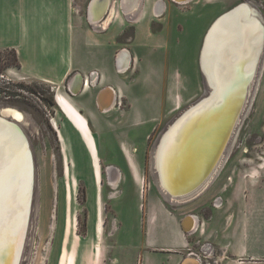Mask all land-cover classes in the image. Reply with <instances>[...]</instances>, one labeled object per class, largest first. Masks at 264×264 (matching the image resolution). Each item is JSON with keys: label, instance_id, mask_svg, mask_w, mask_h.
<instances>
[{"label": "rangeland", "instance_id": "1", "mask_svg": "<svg viewBox=\"0 0 264 264\" xmlns=\"http://www.w3.org/2000/svg\"><path fill=\"white\" fill-rule=\"evenodd\" d=\"M90 1L73 0V6L86 17ZM217 1L190 0L182 5L167 2L168 9L161 17L164 19L150 25V31L163 32L165 40L156 42L145 35L143 40L150 46L138 52L132 47L133 53L144 58L146 69L125 87L126 98H121L116 89L114 109L102 114L100 124L88 122L93 143L79 135L61 112L55 100L57 89L16 75L13 52L0 51V111L10 108L21 115L14 124L24 136L34 180L18 264H167L168 254L149 249L144 240L152 198L182 217L192 214L194 198L207 195L210 189L208 195L217 198L240 194L233 187L241 179L239 169L263 163L264 54L222 160V165L228 160V169L225 167L219 175L222 165L218 168L219 177L212 187L215 173L192 195L168 199L157 185L153 161L170 126L210 92L199 56L212 20L248 3L264 27V0H221L218 11L210 12ZM0 4L8 9L10 0H1ZM118 17L120 20L119 13ZM131 18L132 13L125 15L124 27L117 33L118 43H133ZM109 25L112 29L120 27L118 22ZM49 98L55 106L47 103ZM111 169L119 173L116 188L108 184ZM156 237L161 246L169 236L157 231ZM188 237L195 240V235ZM200 240L201 244L194 246L197 255L192 257L208 264L212 262L206 254L210 247Z\"/></svg>", "mask_w": 264, "mask_h": 264}, {"label": "crops", "instance_id": "2", "mask_svg": "<svg viewBox=\"0 0 264 264\" xmlns=\"http://www.w3.org/2000/svg\"><path fill=\"white\" fill-rule=\"evenodd\" d=\"M93 1L86 5V17L79 14L80 9L76 11L73 0H10L8 9L1 8L0 4V51L16 53L20 65L15 68L16 75L47 83L58 90L55 100L61 112L85 139L92 138L88 122L100 124L102 114L114 109L116 89L121 98H126L125 87L146 69L144 58L133 53L150 46L143 37L148 35L156 42L165 40L164 33L150 31V25L156 19L157 22L164 19L161 17L170 0H125V4L124 0H107L98 19L90 17ZM220 1L210 12L218 11ZM132 8H138L130 23L133 43L124 45L117 42V33L124 27L126 12ZM96 9L93 5V10ZM116 22L120 27L112 29L109 24L116 26ZM132 47H135L133 52ZM85 79L87 88L83 87ZM104 93L110 96L106 104L101 99ZM127 99L131 104V99ZM260 159L263 163L257 166L239 169L241 179L233 187L240 194L217 198L208 195L212 192L210 189L207 195L194 198L192 214L180 217V213L154 203L152 198L144 225L148 248L168 254L167 264H181L185 258L197 255L194 246L200 245L203 239L210 247L206 254L212 262L208 260V264H264V155ZM222 160L213 172L215 176L209 188L224 168L228 169V160L226 165H222ZM189 216L192 228L184 230L182 222ZM193 216H197V222ZM157 231H165L169 236L161 246L157 245ZM189 235H195V240Z\"/></svg>", "mask_w": 264, "mask_h": 264}, {"label": "bare ground", "instance_id": "3", "mask_svg": "<svg viewBox=\"0 0 264 264\" xmlns=\"http://www.w3.org/2000/svg\"><path fill=\"white\" fill-rule=\"evenodd\" d=\"M106 1L94 0L90 6V17L101 18ZM170 1L182 5L190 0ZM125 3L126 1L123 2ZM93 5L97 8L96 11L93 10ZM137 10L138 8H132L126 13L134 15ZM222 14L208 25L199 56L201 71L210 92L207 97L177 118L161 138L154 155V168L160 190L172 198L192 195L203 188L213 175L224 151L230 145L231 135L245 105L249 87L256 78L263 58L264 27L249 4L241 3ZM83 87L87 88V84L84 86L83 83ZM109 98L110 96L104 93L102 104L108 103ZM2 115L0 264H18L34 180L24 136L14 124L21 119V115L10 108L2 110ZM6 117L12 118L11 122ZM219 133L220 135H217ZM216 138L222 140L221 146ZM111 171L108 184L111 188H116L119 173L115 169ZM183 226L187 230L191 229L192 220L184 219ZM183 264L200 262L187 258Z\"/></svg>", "mask_w": 264, "mask_h": 264}, {"label": "trees", "instance_id": "4", "mask_svg": "<svg viewBox=\"0 0 264 264\" xmlns=\"http://www.w3.org/2000/svg\"><path fill=\"white\" fill-rule=\"evenodd\" d=\"M12 52H13V54H14V58H15V61H16V66H14V67H16V68H19V62H18V59H17V56H16V53L13 51V50H11ZM32 93H34V92H32ZM41 98H43V97H41ZM47 103L49 104V105H51V106H55V101L53 100V99H51V98H49L48 100H47Z\"/></svg>", "mask_w": 264, "mask_h": 264}, {"label": "water", "instance_id": "5", "mask_svg": "<svg viewBox=\"0 0 264 264\" xmlns=\"http://www.w3.org/2000/svg\"><path fill=\"white\" fill-rule=\"evenodd\" d=\"M4 109H5V108H3L2 110H4ZM2 110L0 111V116H1V112H2ZM230 114H231V113H230ZM182 115H183V114H182ZM1 117H2V116H1ZM7 118H8V117H7ZM17 125H18V123H17ZM209 132H211V131H209ZM217 135H220V133L217 134ZM219 137L221 138L222 136H219ZM216 139L220 142V143H219V142H218V143H219V145L221 146L222 140L220 141L219 138H216ZM218 147H219V146H218ZM189 217H190V216H189ZM189 217H186V218L188 219ZM186 218H185V219H186ZM190 219H191V217H190ZM183 222H184V220H183ZM183 222H182V226H183ZM183 229H184V230H187L184 226H183ZM186 259H187V258H185V259L183 260V262H184ZM183 262H182L181 264H183Z\"/></svg>", "mask_w": 264, "mask_h": 264}, {"label": "built area", "instance_id": "6", "mask_svg": "<svg viewBox=\"0 0 264 264\" xmlns=\"http://www.w3.org/2000/svg\"><path fill=\"white\" fill-rule=\"evenodd\" d=\"M86 84H87V80L85 79V81H84V85L86 86ZM195 219H198L197 218V216H193ZM198 221V220H197Z\"/></svg>", "mask_w": 264, "mask_h": 264}, {"label": "flooded vegetation", "instance_id": "7", "mask_svg": "<svg viewBox=\"0 0 264 264\" xmlns=\"http://www.w3.org/2000/svg\"><path fill=\"white\" fill-rule=\"evenodd\" d=\"M89 138V137H88ZM91 139V142H92V138H89V140ZM93 143V142H92ZM25 146H26V143H25ZM26 148H27V146H26ZM28 150V149H27ZM92 150H93V148H92ZM30 156V155H29ZM31 160V159H30Z\"/></svg>", "mask_w": 264, "mask_h": 264}]
</instances>
